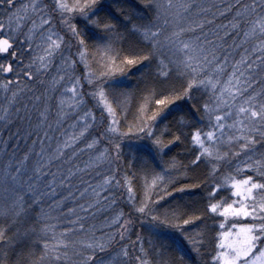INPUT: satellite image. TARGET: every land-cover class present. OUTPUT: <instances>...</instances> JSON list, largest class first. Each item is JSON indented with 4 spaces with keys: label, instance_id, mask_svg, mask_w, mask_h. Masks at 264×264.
Returning <instances> with one entry per match:
<instances>
[{
    "label": "snow or ice",
    "instance_id": "1",
    "mask_svg": "<svg viewBox=\"0 0 264 264\" xmlns=\"http://www.w3.org/2000/svg\"><path fill=\"white\" fill-rule=\"evenodd\" d=\"M132 3L0 0V74L14 77L0 80V264H197L163 239L146 249L134 231L145 221L159 237L178 231L199 264H209L206 255L210 264H264V0H140L143 15ZM137 67L148 70L141 87H123L117 77ZM52 69L44 107L39 95L21 103L31 91L23 79L43 85ZM58 85L55 132L65 138L48 151V94ZM183 101L190 111L170 124ZM67 120L74 134L63 131ZM22 139L31 146L17 158ZM184 141L187 163L170 155ZM85 151L95 155L77 171L91 169L100 181L81 179L74 192L76 171L57 164V176L50 166ZM57 188L67 195L57 199ZM196 189H206L203 210L164 206ZM118 197L127 212L113 211ZM98 211L109 213L108 232L88 223ZM209 218L211 253L202 251Z\"/></svg>",
    "mask_w": 264,
    "mask_h": 264
},
{
    "label": "trees",
    "instance_id": "2",
    "mask_svg": "<svg viewBox=\"0 0 264 264\" xmlns=\"http://www.w3.org/2000/svg\"><path fill=\"white\" fill-rule=\"evenodd\" d=\"M21 2H23V0H21ZM45 2L47 3H51V0H45ZM140 2V0H133L132 3V7L136 10L137 14L143 15V12L141 10V8L137 7V4ZM125 52L128 51L127 46H125ZM82 71V65L80 66V68H78L77 70V74H80ZM146 69H142L140 67H137L135 69H133L132 71L129 72L128 75L126 76H118L117 80L118 82L125 88L127 89H131V90H136L138 88L141 87L142 85V76H141V72H145V74H147ZM55 70L52 69L50 74L48 75H44L43 77H41V79H43L45 81V84L41 85L39 83H36V78L34 77L32 81H28L27 79H23V82L20 84L21 88H24L25 85L28 86V89H31V91H28L27 89L25 90V92L20 96V102L21 103H28L29 105L33 104V100L32 97L34 95H39L41 96V100L40 102H38L36 104L37 107L39 108H43L44 107V90L46 87H48L47 81L51 79V75H55ZM2 79H14L12 74H0V80ZM60 88L61 85L57 86V90L55 92H50L48 95L51 96V99L48 101L52 106H53V110L48 114V121L53 123V131L50 132V135L53 136V140L50 141L49 143L45 144V148L48 151H52L53 149H55L56 147V143L57 140H63L65 137L58 135L55 132V128H56V124H55V120H56V104L58 103L57 101V97L60 95ZM84 90L87 91L88 90V86L86 83H84ZM190 103L189 101H183V102H178L177 106L174 107L172 109L171 115H169L168 117V122L171 124L172 122V117L176 116L178 113H185L190 111ZM89 106L91 107V103H89ZM93 111L97 113V118L99 119V113L98 111L93 108ZM194 111V110H192ZM2 114V113H0ZM33 120H35V116H33ZM2 123V122H0ZM72 121L71 120H67L64 121L63 123V131L66 132L67 134H74L76 131H78V129H73L72 127H70ZM162 127V125H160ZM23 127L26 128V125H24ZM102 127V125H96L95 128L90 129V131L92 132L93 135H95L98 131V129ZM14 130V129H13ZM173 131H175V127H173ZM185 132H188L189 129H184ZM183 139V138H182ZM27 146H31V140L29 139H22L19 141V147L15 149V155L17 158H19L20 153L25 149V147ZM191 145L187 142L184 141L183 146L179 147V148H173L172 152L170 153V155H176L177 153H179V155L177 156V158L179 160L184 161L185 163L188 162V158H187V153L191 151ZM5 150V146L2 140H0V163H2L5 159H7L6 156L3 155ZM39 149L37 148V151ZM66 152L69 153V155L71 154V149H67L65 150ZM8 152L12 153L13 149L11 147L8 148ZM95 153L94 152H88L85 151L83 153H78L77 157L72 159L70 162L67 161V158H65L64 161H58L56 163H54L53 165L50 166L51 171L56 172V166L57 164H59L62 169L66 172V170L68 168H72L73 171H76V178L73 179L72 184H73V191H76V188L81 187V185L79 184V180H84L87 182V185H91L92 187H96L97 183L100 181V177H98L95 172H93L91 169H88L84 172H80L77 171V169H83L84 168V164L88 162L89 158L94 156ZM165 159H167V157H165ZM135 167V165H134ZM159 170V169H158ZM204 171L203 166L201 167L200 170H198V172L196 173L197 175H199L200 173H202ZM57 176L60 175L59 172H56ZM251 175L252 172L250 170H247V173ZM185 182H189V181H185ZM140 183H142V181H140L139 183H135L134 184V190L136 192V194L139 196L141 194V189H140ZM57 196L56 198L59 199L60 195H67L64 190L62 188H57ZM193 193H195L194 195H188V194H179V195H175L174 198H170L166 201L165 203V207L167 208H174L178 203L180 204H184V205H189L191 204V206L193 208H197L200 210H203L204 208V194L206 192V189H196V190H191ZM222 195H224L225 197L228 196V192H222ZM103 195V193H102ZM118 199L120 200L119 205L113 209V211H118L120 209H123L125 212H127V208L125 207V202L123 201L122 198L118 197ZM48 202H51V198L48 199ZM82 202V201H81ZM65 204L68 207H73L74 206V202L70 199H66L65 200ZM106 207V206H105ZM109 213L108 211H104V212H97V214L95 215L94 219H91L88 221V223L91 224H95L97 228L108 232L109 229L105 228L104 226V218L105 216H108ZM219 221V217L217 216V220L216 222ZM211 218L207 219L205 221V224L207 225L206 227V233H207V239H206V243H207V249L206 250H202V251H206L207 253H211L212 251V237L214 235V232L216 231V227H215V223ZM145 226L141 227L139 224L137 225L136 229L134 231H137L140 233V235L144 238V246L147 249L149 247V241L150 240H165L167 242V244L171 245L173 248H178L182 251H187L190 253V258L194 259L197 261V264H199V260L196 257L195 253L191 252V248L190 246L187 244L186 241L183 240V237L181 236V234L178 231L175 230H166V235L163 237H159L156 235L155 232L150 231L147 227L146 224L147 222H144ZM60 226H67V225H60ZM191 231V229H189ZM199 230V229H197ZM131 239L135 240V235H131ZM174 241V243H173ZM127 239L122 241L121 243H127ZM22 248V245L17 244L14 248L10 249V254L11 257L14 258L16 252L20 251ZM0 251H2V249H0ZM39 251V246H37V252ZM138 254V253H137ZM151 258V255L150 257ZM205 261H208L210 264V258L208 255H206L204 257Z\"/></svg>",
    "mask_w": 264,
    "mask_h": 264
}]
</instances>
